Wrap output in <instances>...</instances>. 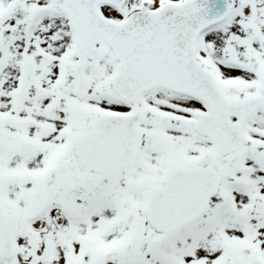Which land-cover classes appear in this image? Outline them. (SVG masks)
<instances>
[{
    "label": "snow or ice",
    "instance_id": "1",
    "mask_svg": "<svg viewBox=\"0 0 264 264\" xmlns=\"http://www.w3.org/2000/svg\"><path fill=\"white\" fill-rule=\"evenodd\" d=\"M0 264H264V0H0Z\"/></svg>",
    "mask_w": 264,
    "mask_h": 264
}]
</instances>
